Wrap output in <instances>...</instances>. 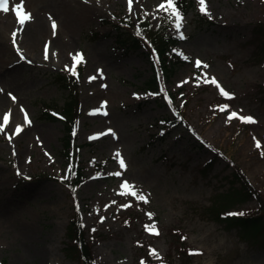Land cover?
Returning a JSON list of instances; mask_svg holds the SVG:
<instances>
[{"label": "rangeland", "instance_id": "1", "mask_svg": "<svg viewBox=\"0 0 264 264\" xmlns=\"http://www.w3.org/2000/svg\"><path fill=\"white\" fill-rule=\"evenodd\" d=\"M19 3L0 12V264H79L67 250L77 213L95 264H264V0H205L206 14L193 0L169 28L186 61L157 96L142 88L147 46L125 49L116 26L128 41L122 17L155 24L167 0H133L132 11L128 0H23L22 27ZM58 76L76 98L73 192L62 122L43 116L68 97ZM259 211L243 226L235 217Z\"/></svg>", "mask_w": 264, "mask_h": 264}, {"label": "trees", "instance_id": "2", "mask_svg": "<svg viewBox=\"0 0 264 264\" xmlns=\"http://www.w3.org/2000/svg\"><path fill=\"white\" fill-rule=\"evenodd\" d=\"M193 0H175V6L177 7L180 14H186L188 10L192 8ZM196 21L202 25L203 21L207 19L202 14H196ZM121 21L132 28V38L126 42H122L121 38L125 35L124 30L117 27V41L121 42L123 47L126 49L134 47L140 48L141 45L147 46L145 56L148 59L149 66L151 68L150 76L142 83V88L146 92L157 96L162 92V82L168 80L174 72L185 63L186 57L177 49L182 43L183 39L175 34L170 33V18L161 16L156 24H152L149 18L142 14L137 17L135 21H132L128 16H123ZM203 26V25H202ZM124 32V33H123ZM139 32V34H137ZM58 76L56 81H60L62 88L68 91V97L65 99L59 112V117L44 112L43 116L45 119L54 120L59 119L62 122L64 134L61 140L60 156L68 166V172L65 178V185L70 188L71 192L74 191L83 178L82 167L77 160V150L81 148L80 145L74 142V136L72 134L74 129V109L76 106L75 93L69 91V86L66 83H70L71 78ZM63 80L65 82H63ZM234 175L240 180L245 187L250 197L257 199L254 188L251 187L244 174L237 168H234ZM261 209L264 211V205H261ZM257 216H235L240 224L243 226L248 224L250 221H256L258 216H261L260 211ZM264 217V214H262ZM261 216V217H262ZM237 220V221H238ZM68 239L70 246L68 251L75 255L79 264H95L94 258L92 257L90 246L87 240L84 238V228L81 225L80 219L77 215L72 219L71 224L67 230ZM3 264V262H2ZM149 264V263H146Z\"/></svg>", "mask_w": 264, "mask_h": 264}, {"label": "snow or ice", "instance_id": "3", "mask_svg": "<svg viewBox=\"0 0 264 264\" xmlns=\"http://www.w3.org/2000/svg\"><path fill=\"white\" fill-rule=\"evenodd\" d=\"M132 2L133 0H128V5H129V11H132ZM9 3H10V0H0V12H3V13H8L9 12ZM198 4H199V10L202 12V13H207V6H206V3H205V0H198ZM167 8L171 11V14L175 17L176 19V29L177 31H179L180 27H181V20H182V17H181V14L180 12L178 11L177 7L175 6V0H167V4H166ZM161 8L165 7V5H161L160 6ZM12 11L14 12V15L16 17V20L17 22L19 23V25L22 27L27 21H29L31 19V14L30 13H27L24 11L23 9V0H20V3L15 5L13 8H12ZM52 29H53V32L55 33V29H56V24L55 22L52 23ZM139 34V32L137 33ZM16 33L14 32L13 33V36H15ZM181 38H183L181 36ZM15 43V41H14ZM23 59V57H21ZM48 56H47V48L45 49V59H47ZM73 59L76 61V62H81L82 61V55L77 53ZM196 64L197 66H200L201 62L199 60L196 61ZM205 67H207V65H205ZM73 75H75V71L73 70ZM213 84H216V81L215 79L213 78L212 81H211ZM217 87H219V85H217ZM163 91V90H162ZM221 91V94L228 97L229 94L227 92H225L223 89L220 90ZM13 99H15L13 97ZM227 106H223L220 108L221 111H224L226 109ZM21 111H23V109H21ZM229 119H233V118H237V113L233 112L230 114V116L228 117ZM9 117L6 115L4 116L3 120H4V123L6 124L7 121H8ZM239 119H241L242 122H248V123H252L254 122L253 121V118L252 117H239ZM25 122L27 123L28 120H27V115H25ZM0 130H3V126L0 125ZM21 129L19 127H17L16 129V132L18 133ZM116 156L119 158L120 157V154L117 152L116 153ZM119 163H120V167L121 168H126V164L123 160V158H120L119 159ZM117 176L120 175V173H116ZM130 186L125 183L124 185H122V188H129ZM138 199L140 200H143L145 202H147L146 198L143 196V195H140L138 196ZM151 215V214H149ZM230 215H243V213H232ZM152 229H153V232L154 234H159L156 230H155V225L152 226ZM94 231V230H93ZM152 254H155L154 251ZM192 254H198V253H192Z\"/></svg>", "mask_w": 264, "mask_h": 264}]
</instances>
